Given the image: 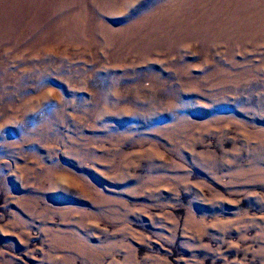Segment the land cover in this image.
Masks as SVG:
<instances>
[{"label": "rangeland", "instance_id": "obj_1", "mask_svg": "<svg viewBox=\"0 0 264 264\" xmlns=\"http://www.w3.org/2000/svg\"><path fill=\"white\" fill-rule=\"evenodd\" d=\"M0 264H264V0H0Z\"/></svg>", "mask_w": 264, "mask_h": 264}]
</instances>
